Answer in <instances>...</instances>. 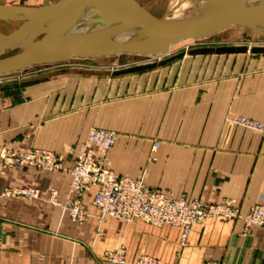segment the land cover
<instances>
[{
  "label": "crops",
  "instance_id": "obj_1",
  "mask_svg": "<svg viewBox=\"0 0 264 264\" xmlns=\"http://www.w3.org/2000/svg\"><path fill=\"white\" fill-rule=\"evenodd\" d=\"M61 67L0 85V153L46 150L63 167L51 173L0 167V264H109L106 256L117 248L127 264L140 257L159 264H264L263 232L244 234L238 221L194 225L180 248L177 228L98 220L90 197L84 203L91 217L82 224L44 200L49 187L65 193L77 152L96 155L87 135L97 129L117 135L107 168L118 177L242 212L264 205V132L226 127L234 116L264 126V54L125 78ZM23 187L39 189L40 198L6 197V190Z\"/></svg>",
  "mask_w": 264,
  "mask_h": 264
},
{
  "label": "water",
  "instance_id": "obj_2",
  "mask_svg": "<svg viewBox=\"0 0 264 264\" xmlns=\"http://www.w3.org/2000/svg\"><path fill=\"white\" fill-rule=\"evenodd\" d=\"M125 0H69L38 8L1 6L0 20L20 22L14 31L0 33V48L10 53L0 58V76L21 72L31 67L62 64L73 59H98L133 55L164 57L170 48L186 40L210 37L232 26H264V1L260 10H252L235 0H204L200 5L169 20L143 24L119 8ZM97 17L118 33L109 35L65 36L67 28L84 17ZM41 28L40 24L46 22ZM257 31V32H258ZM260 33V32H259ZM264 37V34L260 33ZM34 39L37 40L34 43ZM16 52V53H15ZM264 54V47H219L194 49L190 56ZM15 53V54H13ZM13 54V55H12ZM173 56L158 63H149L115 71L113 76L134 74L162 67L183 57Z\"/></svg>",
  "mask_w": 264,
  "mask_h": 264
},
{
  "label": "built area",
  "instance_id": "obj_3",
  "mask_svg": "<svg viewBox=\"0 0 264 264\" xmlns=\"http://www.w3.org/2000/svg\"><path fill=\"white\" fill-rule=\"evenodd\" d=\"M241 127L253 132L263 133L264 126L254 120L234 116L227 120V128ZM117 135L113 131L91 129L87 135L96 155L89 154L85 148L80 150L67 173L69 183L63 195L55 187L46 190L45 198L54 207L67 215L73 224H82L91 214L84 199L90 197L91 205L97 211V219L113 218L125 223L142 221L152 227H173L180 230L178 246L184 247L191 227L206 220L223 222L238 221L243 232L257 228L264 234V205L242 212L227 203L206 205L199 199L187 201L183 195L172 196L147 188L141 179L133 180L118 177L107 168V153L115 145ZM158 143H154V153ZM0 167L5 169H32L38 172L60 171L61 158L41 149L22 151H2ZM6 196L38 199L41 192L35 188H15L5 191ZM109 264H127L122 248L106 256ZM134 264H159L149 257H140Z\"/></svg>",
  "mask_w": 264,
  "mask_h": 264
},
{
  "label": "rangeland",
  "instance_id": "obj_4",
  "mask_svg": "<svg viewBox=\"0 0 264 264\" xmlns=\"http://www.w3.org/2000/svg\"><path fill=\"white\" fill-rule=\"evenodd\" d=\"M11 1H12V4H8L7 1L0 0V5L1 6L38 8L43 5H46L47 3L48 5H55L60 0H11ZM168 2L169 0H125L119 5V8H121L122 10L126 11L127 13L135 17L141 23L149 25V24H153L155 22L161 21L162 19L169 20L173 18L174 15L177 14V13L173 14L172 11L168 10ZM19 25H20V22H8V21L0 20V33L8 34L14 31L15 29H17ZM261 29H264V26H261ZM234 46L247 47L248 49H252L254 47H264V37L261 36L260 33L257 32L256 28L254 27L232 26L228 29H225L207 38L181 41L175 44L174 46H172L170 48L169 54L164 57H156V58L154 57L153 58V57L133 56V55L127 54V55H118L116 57H104V58H98V59H73V60H70L62 64H54V65H48V66H36V67H31L21 72H15V73L7 74L4 76H0V85H3L4 83H10L13 81L16 82V81H19V79L21 78L28 77V75L36 74L39 71H43L44 69H47V68L54 69L55 67H58V66H62L61 69H65V68L72 69L76 71L77 73L78 72L80 73H85V72L90 73L91 72V73H95L96 75L102 74L106 76V78H110V76H113L112 73L115 71H121L127 68L149 64V63H158L162 60L171 58L181 53H184L185 55L183 57H180L168 63L167 65H164L162 67H156L154 69L145 70V71L134 73V74H127V75L129 76L136 75V74L143 75L145 73L153 72V70L163 69L164 67L170 68V67H173L174 65L194 66V67L196 66L199 69L200 68L203 69L207 66V63L213 60H222L226 58L234 59V58L241 57V55H244V57L254 56L253 54L249 52L245 54H241V55H237V54H231V55H213L212 54V55H205V56L188 55V52L194 49H203V48H214L215 49L219 47H234ZM69 64H72V67L68 66ZM117 77L125 78L126 75H121ZM230 118L232 117H229L228 119ZM226 127H227V121H226ZM23 188H27V187H23ZM6 197L17 198V197H12V196H6ZM18 198H23L27 200V202L35 201L39 199L38 198V199L32 200V199H26L24 197H18ZM44 200L46 204L59 210L58 208L52 206L46 200V198H44ZM61 213L65 215L63 212Z\"/></svg>",
  "mask_w": 264,
  "mask_h": 264
},
{
  "label": "bare ground",
  "instance_id": "obj_5",
  "mask_svg": "<svg viewBox=\"0 0 264 264\" xmlns=\"http://www.w3.org/2000/svg\"><path fill=\"white\" fill-rule=\"evenodd\" d=\"M97 1V0H95ZM204 0H169L168 2V10L172 11L174 17H178L179 15L189 11L190 9L200 5ZM264 0H235V3L242 5L245 8H249L252 10H260V4ZM60 2L68 3L69 0H60ZM165 15V14H164ZM163 20V19H162ZM167 20V19H165ZM163 20V21H165ZM48 21L40 24L41 28H45L47 26ZM264 29H259L258 32L264 34ZM118 33L116 29L109 28L108 24H105L103 20L97 17H84L80 20H77L72 25H70L67 30L64 32L65 36H74V35H109ZM120 33V32H119ZM118 33V34H119ZM37 42L36 39L33 41ZM10 52L7 49L0 48V58L8 55Z\"/></svg>",
  "mask_w": 264,
  "mask_h": 264
}]
</instances>
